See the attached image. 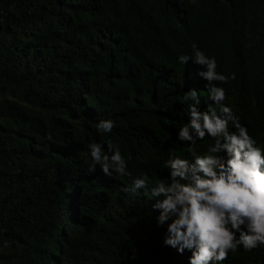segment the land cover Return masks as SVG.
<instances>
[{
    "label": "trees",
    "instance_id": "trees-1",
    "mask_svg": "<svg viewBox=\"0 0 264 264\" xmlns=\"http://www.w3.org/2000/svg\"><path fill=\"white\" fill-rule=\"evenodd\" d=\"M193 42L235 74L216 82L229 130L264 147V0H0V264H190L164 244L151 187L170 180V152L192 159L177 140L185 92L221 114L203 66L179 63ZM109 140L131 176L90 170L88 146L110 155ZM214 264H264V246Z\"/></svg>",
    "mask_w": 264,
    "mask_h": 264
},
{
    "label": "clouds",
    "instance_id": "clouds-1",
    "mask_svg": "<svg viewBox=\"0 0 264 264\" xmlns=\"http://www.w3.org/2000/svg\"><path fill=\"white\" fill-rule=\"evenodd\" d=\"M191 47L192 55H180L179 63L187 64L191 59L203 66L205 70L199 75L208 82L207 99L219 105L223 115L211 107L200 111L201 97L195 88L185 92L182 102L189 105L190 120L179 129L177 140L189 145L192 159L169 153L164 167L170 170V180L161 179L151 187V197H160L152 208L159 210L158 226L171 220L165 245L181 255L186 249L191 251L190 264H214L227 260L229 252L240 246L247 251L264 246V147L258 146L247 127L238 122L236 131L229 130L232 109L224 103L226 90L216 82L227 83L235 74L218 73L215 58L208 57L195 42ZM96 127L101 134L111 133L114 121L101 120ZM206 136L214 143L198 154L194 145ZM88 147L90 170L99 165L109 178L132 175L120 149H114L110 140V155L97 143ZM148 186L145 176L133 181L132 190Z\"/></svg>",
    "mask_w": 264,
    "mask_h": 264
}]
</instances>
